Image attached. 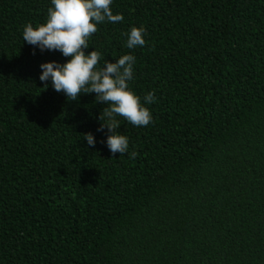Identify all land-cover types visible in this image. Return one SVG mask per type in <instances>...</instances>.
Segmentation results:
<instances>
[{"label": "trees", "instance_id": "obj_1", "mask_svg": "<svg viewBox=\"0 0 264 264\" xmlns=\"http://www.w3.org/2000/svg\"><path fill=\"white\" fill-rule=\"evenodd\" d=\"M50 6L0 0V264H264V0H113L86 52L134 55L155 93L148 126L117 116L134 157L102 142L95 93L40 82L67 58L22 31Z\"/></svg>", "mask_w": 264, "mask_h": 264}, {"label": "clouds", "instance_id": "obj_2", "mask_svg": "<svg viewBox=\"0 0 264 264\" xmlns=\"http://www.w3.org/2000/svg\"><path fill=\"white\" fill-rule=\"evenodd\" d=\"M47 17L43 24L33 26L25 23L22 39L28 45L43 52L58 51L65 62H44L39 65V80L44 88L50 84L54 91L62 92L67 100L77 101L80 94L95 93L98 103L107 105L99 114L98 132L107 129L102 141L110 153L136 155L129 152V141L117 129L122 116L133 126L146 127L153 117L146 105L155 102V93L148 92L143 98L138 96L129 86L134 79L136 57L124 54L113 62L104 60L100 64L101 53L89 49V38L98 31L103 23L121 22L122 14L113 13V0H50ZM125 36L128 49L143 48L146 44L145 29L132 26ZM83 140L94 148L97 140L93 133L83 134Z\"/></svg>", "mask_w": 264, "mask_h": 264}]
</instances>
